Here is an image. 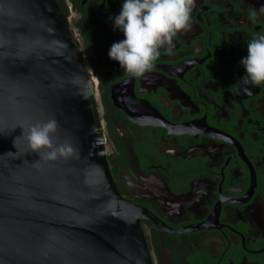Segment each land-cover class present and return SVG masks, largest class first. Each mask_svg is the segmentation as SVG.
Masks as SVG:
<instances>
[{"label": "flooded vegetation", "instance_id": "af4514ba", "mask_svg": "<svg viewBox=\"0 0 264 264\" xmlns=\"http://www.w3.org/2000/svg\"><path fill=\"white\" fill-rule=\"evenodd\" d=\"M66 2L113 181L149 215L152 264H264V85L240 82L264 0H195L174 54L141 78L108 54L124 0Z\"/></svg>", "mask_w": 264, "mask_h": 264}, {"label": "water", "instance_id": "95a60500", "mask_svg": "<svg viewBox=\"0 0 264 264\" xmlns=\"http://www.w3.org/2000/svg\"><path fill=\"white\" fill-rule=\"evenodd\" d=\"M68 18L66 0H0V264H152ZM53 118L76 154L37 168L21 126Z\"/></svg>", "mask_w": 264, "mask_h": 264}, {"label": "clouds", "instance_id": "9594fccd", "mask_svg": "<svg viewBox=\"0 0 264 264\" xmlns=\"http://www.w3.org/2000/svg\"><path fill=\"white\" fill-rule=\"evenodd\" d=\"M194 7L195 0H124L119 14L114 17V27L123 33L124 39L111 45L110 59L118 62L128 76L144 77L154 70L161 49H165L169 56L174 54L173 41L181 32L190 30ZM260 12L264 13V7ZM241 64L246 73L241 84L264 85V34H257L247 42V56ZM21 127L22 137L27 140L31 151L39 156L34 162L37 168L40 160L54 162L76 154L72 145L53 142L58 130L54 118Z\"/></svg>", "mask_w": 264, "mask_h": 264}]
</instances>
